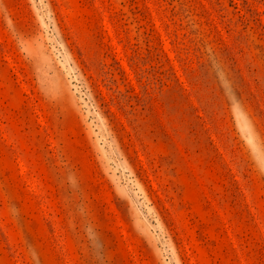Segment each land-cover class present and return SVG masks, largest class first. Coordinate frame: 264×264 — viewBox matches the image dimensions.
Here are the masks:
<instances>
[{
  "label": "rangeland",
  "instance_id": "rangeland-1",
  "mask_svg": "<svg viewBox=\"0 0 264 264\" xmlns=\"http://www.w3.org/2000/svg\"><path fill=\"white\" fill-rule=\"evenodd\" d=\"M0 264H264V0H0Z\"/></svg>",
  "mask_w": 264,
  "mask_h": 264
}]
</instances>
